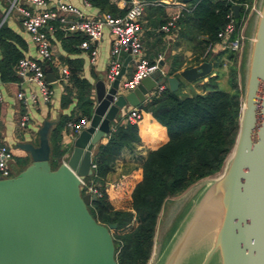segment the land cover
<instances>
[{"label": "water", "instance_id": "1", "mask_svg": "<svg viewBox=\"0 0 264 264\" xmlns=\"http://www.w3.org/2000/svg\"><path fill=\"white\" fill-rule=\"evenodd\" d=\"M239 9L238 3L231 4L234 17ZM257 14L227 162L184 220L179 237L167 245L160 264H188L199 251L201 257L194 264H211L214 258L218 264H264V0ZM128 60L129 55L108 86L101 79L95 81L88 123L74 134L68 154L54 168L48 143L52 120L42 121L35 142L12 143L27 151L31 161L17 173L0 177V264H116L109 232L115 223L95 220L86 206L98 196L79 186V180L92 172V149L109 132L118 109L126 104L140 108L157 85L174 91L181 81L191 82L211 72L205 60L177 75L155 70L124 92L118 85ZM44 77L53 79L51 73ZM215 187L221 193L222 213L210 234L198 220L207 193Z\"/></svg>", "mask_w": 264, "mask_h": 264}, {"label": "trees", "instance_id": "2", "mask_svg": "<svg viewBox=\"0 0 264 264\" xmlns=\"http://www.w3.org/2000/svg\"><path fill=\"white\" fill-rule=\"evenodd\" d=\"M100 11L113 15H122L108 0H86ZM232 2L241 4L251 0H192L190 11H182L177 19L179 36L185 42L192 43L193 61L210 60L209 50L205 49L219 41L217 32L223 28L231 10ZM242 6L237 17L233 16L234 33L241 24ZM166 19V18H165ZM162 21V23L165 21ZM57 29L56 22L52 23ZM63 45L74 51L85 36L81 33L64 32ZM57 35L63 32L56 30ZM16 37L2 24L0 26V79L14 80V66L22 56L12 43ZM194 43V44H193ZM202 52V56H198ZM233 59L234 52L222 48L213 55V65L221 66L219 54ZM68 67L67 84L61 95L60 103L69 101L72 90L77 93L78 113L89 116L92 109L90 84L81 78V61L66 59ZM210 63V62H209ZM174 55L166 76L177 75L180 65ZM188 67V66H186ZM234 70L230 71L229 89L218 87L216 75L208 76L199 84L200 91L179 93L181 82L176 90L171 91L165 85L162 90L155 89L147 95L138 108L139 117L134 121L117 120L109 130L106 139L99 141L92 153V172L85 180L98 182L102 190L97 199L87 204L90 214L98 222H114L109 228L114 245L116 264H145L150 254L157 214L164 198L177 194L194 180L217 171L230 149L237 128L240 91L236 88ZM160 124L166 137L161 139L152 135V143L145 158L133 166L122 178L118 187L108 193L104 184L111 161L121 145L139 140L144 134L142 118L144 113ZM72 116L63 115L49 131V163L51 168L58 164V158L64 151L56 140L59 128Z\"/></svg>", "mask_w": 264, "mask_h": 264}, {"label": "crops", "instance_id": "3", "mask_svg": "<svg viewBox=\"0 0 264 264\" xmlns=\"http://www.w3.org/2000/svg\"><path fill=\"white\" fill-rule=\"evenodd\" d=\"M10 1L11 0H0V16L8 7ZM69 1L71 4L79 8L85 17H95L102 12H106L100 11L88 1V4H84L82 0ZM177 1L178 0H167V2L146 5L143 9L142 15L139 17V24L141 27L140 40L143 54L150 61L157 60V63L159 64V67L163 71L164 75H166L170 69L174 55L178 56L181 63L175 72H179L186 66L189 67L202 62H189V65L185 66L184 64L186 59H193L194 52L192 48L185 46V43L187 42H185V40L179 36L177 29L175 32L166 34L158 30V27L162 21L178 8L176 5ZM109 3L114 5L118 10H123L119 3ZM15 5H21L30 11H38V9L24 0H15ZM49 6L52 7L53 5L50 3ZM3 24L16 37V39L14 38L12 40V43L21 52V54H27L32 58H36L34 46L29 40L27 33L21 26L20 15L14 7H12L7 13ZM56 25L57 29L52 24V29L48 31V37L51 46V58L48 61L42 63L44 72L51 73L53 78L52 80L48 81L49 87L52 91L48 101L43 102L37 98L35 101L28 102L24 105L21 100L17 98L16 92L22 91L25 94L29 92H36L37 90L34 84L26 78L21 79L16 77L14 80L4 81L0 79V93L2 96V100L0 102V141L9 144L12 149L13 158L9 163L12 174L20 171L31 161L27 151L21 147L12 146V143L21 140H31L35 142L37 140L36 131L44 119L53 121L49 128L50 131L61 116L68 115L72 116L71 118H73L78 113L77 93L75 90H72L71 94L69 95V101L65 105H61L60 103L61 95L64 92L66 84L68 83V67L65 62L66 59H78L81 61L79 75L81 78L87 80V82L90 84L92 105L94 100L93 85L95 81L101 79L104 81L106 86L110 84L107 82L105 77L106 68L108 65V52L110 44V34L108 28L104 27L100 38L97 41L92 42V45L95 46L96 49V55L94 61H90L87 50H84L76 45L74 51H69L67 48L72 47L73 45H69V43H67L65 44L67 48L63 45L64 43L62 38L65 37L66 33L64 32L66 31L62 29L58 22H56ZM56 30L63 32V34L57 35ZM207 50L210 52V60L208 58L206 61L210 62L211 64V72L209 75L201 78V80L204 82L208 76L216 75L215 81L219 87L222 78L225 77L226 80L223 67L229 64V59L224 53H220L218 60L221 62V66H215L213 65V55L217 54V52H220L222 48L217 43H214L205 49V51ZM126 56V53L121 55V62H123ZM63 68L66 70V74H63ZM131 72L132 64L128 60L125 67V72L120 80L126 79L131 74ZM202 82H199V84ZM198 89L200 90L199 87ZM195 92L199 91L195 89ZM131 106L132 105L130 104H126L125 108L117 110L114 118L109 122L110 129L117 120H121L124 109H128ZM24 110H26L29 114V121L26 126L20 128L17 126L16 120L19 113ZM142 125L144 134L140 137V139L121 145L119 151L115 154L113 160L111 161L110 166L103 177V184L105 188L109 190L107 191L108 193L117 188L116 186L119 185L122 178L133 166L142 162L146 156L150 144L153 141L152 135L154 133H156L157 137L161 139L166 137L163 127L154 121V119L147 112L143 115ZM49 131L48 143L50 150ZM107 134L102 136L100 141H104ZM73 136L74 134L64 127V124L59 128L58 137L56 140L59 142L60 146L64 148V151L58 158V163L68 154L71 148ZM93 150L94 148L92 149V153Z\"/></svg>", "mask_w": 264, "mask_h": 264}, {"label": "built area", "instance_id": "4", "mask_svg": "<svg viewBox=\"0 0 264 264\" xmlns=\"http://www.w3.org/2000/svg\"><path fill=\"white\" fill-rule=\"evenodd\" d=\"M24 1L34 6L38 11H30L21 5H15V0H11L8 7L0 16L1 26L9 10L14 7L20 15L21 26L34 46L36 58L24 54L17 60L14 66V74L16 77L30 80L37 90L36 92H29L27 94L22 91L16 92L17 98L20 99L24 105L28 102L35 101L37 98L43 102L50 99L52 91L49 87V82L44 77L45 72L42 63L51 58L48 31L52 29L53 22H58L66 32H78L85 36V38L79 42L78 46L88 51L90 61H94L96 55V49L95 46L92 45V42L97 41L102 34L103 28L107 27L110 34L108 65L105 73L107 82L110 83L118 73L122 65L121 55L123 53L129 55V61L132 64L131 74L126 79L119 81V89L124 92L133 89L143 77L148 76L155 70H158L164 75L163 71L158 66L157 60L150 61L143 54L140 40L141 27L139 24V17L142 15L146 5L167 2V0H109L111 3H119L124 13L122 15H113L109 12H102L95 17H85L83 12L75 5L71 4L69 0ZM82 2L88 4L86 0H82ZM50 3L53 5L52 7L49 6ZM233 3L236 2H232V4ZM176 5L178 6L176 11L170 14L165 21L159 25L158 30L160 32L164 34L175 32L177 29V19L181 15V12L190 11L192 6L181 0H178ZM239 6H242L243 10L241 17L242 22L246 13L255 9V0H251L250 3L243 2L242 5L239 4ZM226 17L228 18L227 22L223 28L217 32V37L219 38L217 44L221 48L236 52L242 43V36L240 34L241 24L234 33V36L230 38L229 36L234 32L232 10L227 13ZM62 72L66 74L64 68ZM164 86L165 84L157 85L154 89L158 92L162 90ZM1 100L2 96L0 93V102ZM138 117V108L132 105L130 108L124 109L121 120L134 121ZM28 121L29 114L24 110L19 113L16 124L18 127L22 128L27 125ZM87 123L88 117L80 115L78 118L67 119L64 122V127L72 134H75L78 130L85 127ZM12 158L13 152L9 144L0 141V177H6L11 174L9 163ZM79 186L82 191H87L96 196L102 193L99 185L92 179H80Z\"/></svg>", "mask_w": 264, "mask_h": 264}, {"label": "rangeland", "instance_id": "5", "mask_svg": "<svg viewBox=\"0 0 264 264\" xmlns=\"http://www.w3.org/2000/svg\"><path fill=\"white\" fill-rule=\"evenodd\" d=\"M145 1V0H143ZM187 4H191L192 1H187ZM261 5V0H255V9L251 12H247L243 21L241 22V30L240 34L242 36V43L240 48L234 52L233 59L229 60V64L223 67V72L226 75L222 78L221 84L219 88L228 90L229 83H230V71L233 69L232 80L236 83V88L240 91L239 98L240 101L243 97L245 91V85L248 75V68H249V60L251 54L252 43L254 40V33L256 28V22L258 17V10ZM194 44V43H193ZM185 46L192 48V43H185ZM193 50V49H192ZM202 52L199 53L198 56H202ZM193 59H186L185 66L189 65V62ZM199 82H202L201 78L195 79L191 82L182 81V85L179 88V93H192L195 92V89H198ZM233 144V143H232ZM232 147V145H231ZM228 150L224 161L221 167L212 174L202 176L190 184H188L183 190L178 192L177 194L168 195L164 198L159 212L157 214L155 227H154V234H153V241L150 254L146 260L145 264H160L164 254L166 253L167 245H170L175 237L176 239L179 237V233L181 227L183 225L184 220L194 212L195 207L198 205V200L200 199L201 195L208 187V185L216 178L222 171L224 165L227 162L228 153L231 150ZM10 173L12 174L11 170ZM99 184L98 182H96ZM118 187V185L116 186ZM107 190V189H106ZM109 191V190H107ZM112 191H110L111 193ZM87 207V206H86ZM190 216L188 218H190ZM184 218V219H183ZM206 249V247H205ZM204 249V250H205ZM201 257V251H199L188 264H194L199 260ZM211 261V264H218L217 259L214 258Z\"/></svg>", "mask_w": 264, "mask_h": 264}, {"label": "bare ground", "instance_id": "6", "mask_svg": "<svg viewBox=\"0 0 264 264\" xmlns=\"http://www.w3.org/2000/svg\"><path fill=\"white\" fill-rule=\"evenodd\" d=\"M218 187L213 188L209 193H207L206 198L203 202V210L201 219L198 220V223L208 230L210 234L217 227L220 216L222 213L221 205V193ZM205 219H209L208 221ZM203 229V231H204Z\"/></svg>", "mask_w": 264, "mask_h": 264}]
</instances>
